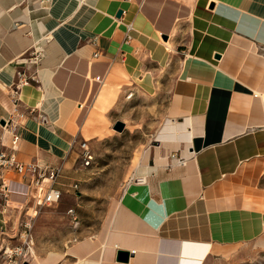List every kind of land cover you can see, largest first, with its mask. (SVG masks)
Instances as JSON below:
<instances>
[{
  "label": "crops",
  "instance_id": "obj_1",
  "mask_svg": "<svg viewBox=\"0 0 264 264\" xmlns=\"http://www.w3.org/2000/svg\"><path fill=\"white\" fill-rule=\"evenodd\" d=\"M159 70L164 114L105 222L23 262L231 264L264 236V0H0V120L17 161L61 167L58 188L101 93ZM0 176L24 206L21 177Z\"/></svg>",
  "mask_w": 264,
  "mask_h": 264
},
{
  "label": "rangeland",
  "instance_id": "obj_2",
  "mask_svg": "<svg viewBox=\"0 0 264 264\" xmlns=\"http://www.w3.org/2000/svg\"><path fill=\"white\" fill-rule=\"evenodd\" d=\"M144 76L149 80L143 77L101 93L86 121L88 135L73 142L77 156L59 186L61 195L55 203L36 211L30 204L10 206L0 176L4 225L0 229V263L21 258L18 249L27 250L25 258L60 250L95 233L105 222L126 181L134 176L136 167L145 164L146 148L164 114L171 73L159 70ZM116 120L123 122L121 131L112 128ZM7 129L10 132L11 126ZM81 140L92 154L87 166H81L78 159L77 142ZM231 264H264V236L234 251Z\"/></svg>",
  "mask_w": 264,
  "mask_h": 264
},
{
  "label": "built area",
  "instance_id": "obj_3",
  "mask_svg": "<svg viewBox=\"0 0 264 264\" xmlns=\"http://www.w3.org/2000/svg\"><path fill=\"white\" fill-rule=\"evenodd\" d=\"M17 79L15 83L12 84L10 95L13 97V100L18 101L17 89L19 84L27 82V77L22 72H17ZM94 79L99 81V76H95ZM40 120H44L42 115H39ZM11 126V140L10 146L7 151H0V173L3 171H12L19 175L24 181L26 186V200L24 206L30 204L29 206L36 211L40 206H48L55 203L61 195V190L56 186L58 178L61 175V167L43 165L36 161L29 162H20L15 159L14 150L15 143L18 140V135L15 131L16 125L12 123L11 119L4 120V125ZM75 142V141H73ZM78 149V159L81 166H87L92 160V154L87 147V144L84 140L77 142ZM173 154H170L169 157H173ZM178 164H183V159L176 160ZM135 181L143 182L142 178H138ZM2 187L4 191V198L7 201V186L2 178ZM73 188L76 187V184L72 185ZM16 254L20 255L21 258L15 260H9L13 264H21L23 261H27L32 258H25L27 250L18 249Z\"/></svg>",
  "mask_w": 264,
  "mask_h": 264
},
{
  "label": "water",
  "instance_id": "obj_4",
  "mask_svg": "<svg viewBox=\"0 0 264 264\" xmlns=\"http://www.w3.org/2000/svg\"><path fill=\"white\" fill-rule=\"evenodd\" d=\"M117 15H119L120 14V11H118L117 13H116ZM163 38H165V36L163 35ZM218 55H216L215 57H217ZM0 124L1 125H4V120H0ZM123 122H121V121H118V120H116L114 123H113V125H112V128L114 129V130H116V131H121L122 129H123ZM117 260H119V261H125L126 260V258H127V254H126V252H123V251H119L118 252V254H117ZM21 264H26V262H22Z\"/></svg>",
  "mask_w": 264,
  "mask_h": 264
}]
</instances>
